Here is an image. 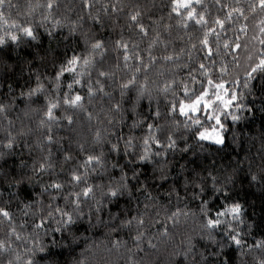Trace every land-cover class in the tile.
I'll use <instances>...</instances> for the list:
<instances>
[{
    "label": "trees",
    "instance_id": "trees-1",
    "mask_svg": "<svg viewBox=\"0 0 264 264\" xmlns=\"http://www.w3.org/2000/svg\"><path fill=\"white\" fill-rule=\"evenodd\" d=\"M46 2L47 0H10L12 7H9L6 0L5 5L0 8L10 22H30L39 37L30 46L22 43L19 46L5 47L4 54L0 57V101L11 102L8 111L0 114V197L4 202H8L13 193L21 197L20 200L11 199L14 224L21 239L16 240L15 235L9 238L7 222L0 223V240L11 243L10 250L0 251V264H8L9 260L18 264L17 254L20 255L22 264L29 254L27 250L33 247L34 236H38L46 245L57 264H76L77 261L80 264H224L225 261L227 264H258L264 258V247H255L257 243L264 241V181L259 179L264 176V78L256 75L250 81L248 89L243 87V83L247 79L245 69L250 63L248 57L255 58L264 51V45L260 44L264 34L259 31L264 13L259 9L255 14L246 13V21L234 13L232 19L226 20L225 27L221 29L212 24L214 19H224L234 6L247 8L250 0H222V4L229 6L227 8L217 5L215 0H203L207 7L197 6V11H204L210 26L216 29L208 37L212 48V55L209 56L207 49L199 42L204 35L201 26L189 21V27L185 29L177 24L179 18L175 14L169 18L171 0H93L96 9L111 3H118L121 8L112 14V19L104 27L95 25L88 18L89 11L94 13L95 9L82 8V0H54L52 10L39 7L33 14H29L28 4L44 5ZM135 10L141 12V19L148 29L147 36L142 37L136 30L127 27L128 13ZM42 14L48 16V19H43ZM78 17L84 18L80 21V31L90 32L108 41H115L123 35L130 49L133 44L138 45L136 50L144 57L145 63L148 61V45L155 40L151 52L156 61L147 71L141 68L140 72L134 73L131 67H123L121 58L120 68H113L116 73L115 83L111 79L106 82V91L114 99L96 94L89 100L87 87L74 85L73 91L80 92L85 98L83 109H73L63 104V93L67 91V83L71 79V74H66L59 91L51 90L50 99L54 103L59 101V106L54 109L56 118L41 124L42 119L46 120L43 111L33 110L40 106L26 108L19 93L26 91L29 83L34 86V75L37 73L50 80L66 52L71 55L73 50L77 53L83 50L80 31L69 33L71 22ZM54 18L61 21L62 26L53 27ZM243 24H247L245 32L240 31ZM49 31L52 32L51 36ZM237 36L242 45L238 51L224 47L225 42L232 45ZM193 44L196 45L195 48L192 47ZM108 55L111 60L106 67L115 64L117 53L109 50ZM166 55H172L173 59L164 60ZM128 63L131 66L137 62L130 60ZM201 63L208 69L206 73L200 69ZM222 65L227 66V73L220 71ZM133 74L138 78L137 85L147 84L153 96L151 105L144 99L139 102L135 112H132L125 96L122 112H110L114 101L121 100L119 83ZM30 76L33 77L31 81ZM95 78L93 73V84ZM87 79L85 76L84 80ZM209 79L213 80V85L207 83ZM220 79L226 81L225 87L230 91L236 90L244 94L238 102L246 107L239 112L241 119L238 122L234 123L230 117L224 119L222 116L226 125V143L223 147H194L201 142L194 138L196 126L192 124L191 118L180 116L178 109L175 114H169L167 106L172 101L194 98L202 87H207L210 94L214 93V84ZM234 79L237 81L235 84L232 82ZM185 85L189 90L188 96L183 91ZM166 86L165 93L163 89ZM210 98L214 99L211 95ZM157 108L161 113L159 118L154 115ZM237 111L235 107L232 108L233 113ZM69 115L72 116L71 124L67 120ZM191 116L201 119L204 126L212 123L207 120L203 111ZM173 119L175 123H172ZM134 121L138 122L137 127H133ZM147 123L169 128L177 140L178 147L174 152H169L167 157V169L170 173L167 181L154 179V165H147L140 176V181L144 184L143 191L134 192L131 199L125 196L118 203H105L99 213L95 212V201H89L92 204L91 213L87 204H83L84 216L71 226V231L55 232L58 227L56 221L60 216L57 213L54 218L49 217L46 212L48 206L65 208L67 202L64 196L67 192L79 191L78 187L67 183L70 173L73 170L83 171L80 164L89 153H99L101 150L107 153L106 146L101 149L95 143L96 133L100 132L113 142L117 135L125 139L130 134L142 137L148 133ZM48 135L53 137L51 143L46 139ZM9 139L13 142L12 146L6 147ZM186 143L193 146V150L182 151ZM68 154L71 159L65 160ZM46 160L53 167L41 172L39 164ZM117 160L120 165L126 163L122 154H113L106 171L100 168L95 172L89 171L88 183L106 184L110 176L118 179L119 168L111 167ZM193 169L204 177L211 173L221 181L225 176L231 175L233 182L227 184L228 196L211 194L210 182L208 191L204 193H200L191 184H186L185 177ZM252 174L257 175V181L250 180ZM21 176L25 179L21 185H17L16 180ZM53 179L63 181L65 190L60 193H54L52 189L45 191ZM204 200L208 203L204 205L205 212H201ZM233 201L241 203L244 208V224L238 226L243 242L240 247L229 240V228L226 224L212 230L211 238L207 234L209 230L204 227L206 214L215 217L218 211H222L226 204ZM29 203L33 207L24 209V205ZM68 208L70 210L71 206L68 205ZM22 210L28 214L25 215ZM117 213L122 214L121 218L139 215L144 224L138 227L134 221L131 227H120V220L110 218V215ZM42 214L45 226L37 229L35 225L40 223ZM220 219L231 221V217ZM138 231L142 234L139 241L136 239ZM49 258V255L37 254L41 264H48Z\"/></svg>",
    "mask_w": 264,
    "mask_h": 264
},
{
    "label": "snow or ice",
    "instance_id": "snow-or-ice-1",
    "mask_svg": "<svg viewBox=\"0 0 264 264\" xmlns=\"http://www.w3.org/2000/svg\"><path fill=\"white\" fill-rule=\"evenodd\" d=\"M217 5L227 8L228 5L222 4V0H215ZM6 3V0H0V8H2ZM8 6L12 7L10 0H8ZM82 8L95 9V12L89 11L88 18L93 20L95 25L104 27L107 25L108 21L112 19V14L121 10L118 7V3H111L110 5H101L99 9L95 8V3L93 0H82ZM197 6L201 8H206L207 6L203 4V0H171V13L169 18H172V14H175V17L179 18L177 24L187 29L189 27V21H193L195 25H199L204 30L203 38L200 39V44L204 49H207L209 56L212 55V48L209 45V35L216 31L214 26H210L209 21L206 19L204 11H197ZM44 7L48 10H52L54 7V0H47L44 5L40 4H28L29 14H33L36 8ZM138 9V6H136ZM111 8V11H109ZM257 9L261 13H264V0H250L247 4V8L242 6H234L227 13L224 19L216 17L212 22L213 25H218L221 29L225 27V21L231 20L233 14H238L239 18L243 20L248 19L246 13L255 14ZM103 13V15L101 14ZM43 19L47 20L48 16L42 14ZM83 17H78L76 21H72L69 27V33H75L80 31L82 25ZM127 27L129 29H134L137 31V34L143 36L148 35V29L141 19V12L139 10L131 11L127 16ZM261 27L259 28L260 33L264 34V20L260 21ZM62 26L61 21L53 19V27ZM247 29V24L241 25L240 31L245 32ZM48 34L51 36L52 32L49 31ZM81 38L83 40L84 48L81 52L77 53L75 50L72 51L71 55L67 52L64 54L63 59L59 64V68L55 71L54 75L50 78L41 76L37 73L34 75V86L32 83H29L26 91L22 90L19 95L25 101L26 108H30L32 105L40 106L37 109L38 111H43V115L46 120H41V124L46 122L53 121L56 117L54 114V109L59 106V101L53 102L50 99L51 90L55 89L59 91L62 84V78L66 74H71V79L67 83V91L63 93V104L73 109H83L84 105V96L81 95L78 91H73L74 85H80L87 87V95L89 100H91L96 94H102L108 96L110 99H114L112 94L106 91V82L108 80H113L115 83V71L113 68H120V60L122 58L123 67H131L134 70V73H138L143 68L145 71L149 68L150 65L154 64L156 57L152 55L151 49L153 44L156 43L155 40L151 41L148 45V61L145 63L144 57L136 49L138 45L133 44L132 49L129 48V43L124 39L123 35L115 41H108L102 38L96 37L90 32L80 31ZM39 37L35 31L32 24L28 21L21 22L17 24L15 20L11 22L4 16V13L0 11V57L4 54L5 47H11L13 45L19 46L20 44H28L29 46L32 42L38 41ZM217 40H219V34L217 33ZM239 36L236 37V41L232 45H229L227 42L224 43L225 48H232V51H238L242 45L238 42ZM260 44L264 45V39L260 40ZM193 48L196 47L195 44L192 45ZM217 48H219V43L217 42ZM109 50L117 53L115 64L110 67H106V64H109L111 57H109ZM183 51V49L181 50ZM250 63L248 68L245 69L246 80L243 83V87L248 89L250 87V81H253L256 78V75H260L264 78V51L258 54L257 57L253 58L248 57ZM164 60H172V55H166L163 57ZM236 58H234L235 60ZM133 60L137 63L129 65V61ZM200 69L203 72H207L208 69L206 66L201 63L199 65ZM30 70V69H29ZM31 71V70H30ZM220 71L222 73H227L228 68L226 65H222ZM95 73V83L93 84L92 76ZM87 76L88 79L85 81L84 77ZM30 81L33 79L32 76L29 77ZM45 80H48V83H45ZM147 76H145V81ZM138 78L135 74L129 77L127 80L119 83L120 97L121 100H115L112 108L109 109L113 113H121L123 110L122 101L125 96H127V103L131 105L132 112H135V109L140 101L147 99L151 105L153 101V96L151 91L148 90L146 83H139L137 85ZM234 84L237 81L234 79L232 81ZM209 85H213V80L209 79L207 81ZM226 81L220 79L219 82L214 84L215 91L214 93L209 92L207 87H202L199 94H195L194 98L189 97L187 101L180 100L179 102L172 101L167 106V112L169 114H175L179 112L180 116L190 117L192 124L195 125L194 138L198 140V145L194 147H199L205 149L206 145H215L218 147H223L226 143V125L224 119L230 117V119L235 123L241 119L239 114L246 106L240 104L238 101L244 95L243 93H238L236 90H229L225 87ZM167 92V86L163 89ZM185 96H188V88L185 85L184 89ZM134 93V95H133ZM210 95L214 99L210 98ZM0 101V114L6 113L10 105ZM235 107L238 111L236 113L232 112V108ZM201 111L204 112L207 120L212 122L210 126H204L201 119L191 114H198ZM90 118H91V114ZM154 115L159 118L161 116L159 108L156 109ZM122 118V117H121ZM68 123H72V116L67 117ZM173 119L172 123H175ZM138 122L134 121L133 127H137ZM146 127L148 133L142 137H136L134 135H129L126 139L120 135H117L116 141L113 142L110 138H106L97 132L95 135V143L100 145L101 149L105 146L107 147V153L101 150L99 153L92 152L86 156V159L83 160L80 164V168L83 171L73 170L70 173V180L67 181L69 184H73L74 187H78L79 191H68L64 196L66 203L65 208L59 206L52 208L51 205L48 206L46 210L49 217L54 218L55 214H59L60 219L56 221L58 227L54 230L55 232H70L71 226L79 219L83 218L84 211L82 208L83 204H87L89 212H92V204L89 201H95V212L99 213L102 211L103 205L118 203L119 200L125 196L130 199L133 197L134 192L143 191L144 184L140 181V176L142 175V170L147 165H154L153 178H158L161 181H167L169 176V171L167 169V157L169 152H174L177 145V140L171 134L169 128L156 123H147ZM187 127V125H186ZM155 129V131H153ZM49 143L52 142L53 137L48 135L46 137ZM235 139V138H234ZM121 141H123V147H121ZM12 140L9 139L6 147L12 146ZM83 147V146H81ZM193 150V146L184 145L182 151ZM116 154L126 158V163L120 165L119 160L111 165L112 169L119 168V178L115 179L112 176L109 177V182L106 184H89L87 176L89 171L95 172L97 168L107 170L109 158ZM71 159V155L68 154L65 156V160ZM53 167L50 161H45L39 164V170L41 172L46 171L48 168ZM203 171V170H201ZM131 173V176H129ZM24 176H21L20 179L16 180L17 185H21ZM30 179V177H29ZM258 177L256 174L250 176L252 182L257 181ZM259 179L264 181V176H260ZM132 181L136 183L133 184ZM186 184H191L193 188L199 189L200 193L208 191V184L211 183V194L224 195L228 196L227 184L233 182V177L227 175L224 177V180L221 181L217 176L212 175L211 173L207 176H201L196 169H193L191 174L185 177ZM52 189L54 193H60L65 190V183L63 181L53 179L52 182L47 186L45 191ZM15 198L20 200L21 197L16 193L10 194L8 202H4L2 197H0V223L7 222L9 238L11 235H15L16 240L21 239V235L17 232L16 226L14 224V214L11 210V199ZM39 203V202H35ZM208 202L207 200L203 201L200 211L205 212L204 205ZM68 205L71 206L70 210ZM19 208V204H17ZM33 204H25L24 209H31ZM147 207V205H146ZM24 211V210H22ZM24 214L27 215L28 212L24 211ZM206 214V213H205ZM35 215V212H33ZM175 213H173V216ZM122 214L117 213L114 216L110 215V218L113 220H120V227H131L135 221L137 226H143L144 220L141 216H134L131 218H121ZM220 217H231V221L225 220L222 221ZM91 215L89 216V220ZM226 224L229 228L228 238L238 247L242 246V240L240 237V231L238 226L244 224V208L241 203L233 201L231 204H226L222 211H218L215 217L207 216L206 214V223L204 227L208 229V236L211 238L212 230L220 227L221 225ZM37 229L44 228V215L40 216V223L35 225ZM47 235V232H45ZM141 233L138 231L136 239L140 240ZM75 239V237H73ZM255 247H264V241H260L255 245ZM11 243L7 240H0V251L10 250ZM29 253L26 255L25 259L22 261V264H41V260L44 257H41V260L37 259V254H46L49 255L48 264H57V261L54 258H51L50 250L46 245L38 238V236L33 237V247L28 249ZM16 261L18 264H21V257L19 254L16 255ZM8 264H13L12 260L8 261ZM76 264H80L79 261ZM227 264V261L224 262ZM258 264H264V258H261L258 261Z\"/></svg>",
    "mask_w": 264,
    "mask_h": 264
}]
</instances>
